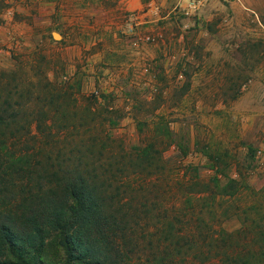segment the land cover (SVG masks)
<instances>
[{"label": "rangeland", "instance_id": "obj_1", "mask_svg": "<svg viewBox=\"0 0 264 264\" xmlns=\"http://www.w3.org/2000/svg\"><path fill=\"white\" fill-rule=\"evenodd\" d=\"M150 2L125 9L119 0H0V68L19 69L26 89L42 88L44 75L66 80L76 118L84 106L96 110L90 127L54 136L86 161L99 157L101 126L111 128L116 152L152 143L159 170L129 167L120 176L113 165V182L127 180L129 195L141 196L150 230L171 218V232L200 242L245 221L236 237L252 244L246 230L258 231L262 219L250 223L264 213V0ZM27 102L28 112L39 101ZM90 135L98 142L87 149L79 138ZM211 180V191L218 182L234 193H211ZM60 256L54 243L43 254L47 264Z\"/></svg>", "mask_w": 264, "mask_h": 264}, {"label": "trees", "instance_id": "obj_2", "mask_svg": "<svg viewBox=\"0 0 264 264\" xmlns=\"http://www.w3.org/2000/svg\"><path fill=\"white\" fill-rule=\"evenodd\" d=\"M58 82L44 75L42 88L26 89L19 69L0 68V264H47L43 254L52 243L60 249V264H264V213L252 219H262L258 231L254 226L246 230L252 244L236 237L246 229L245 221L200 242L194 234L171 232V218L157 232L150 230L139 213L144 211L141 196L129 195V181L113 182L119 177L113 165L120 166V176L129 167L159 170L162 155L150 151L151 142L132 148L120 144L116 152L111 128L103 126L97 159L86 161L85 153L74 155L73 149L57 145V131L77 124L90 127L87 115L96 111L84 106L86 113L76 118L70 85ZM93 94L98 98V92ZM104 97L99 92L102 105ZM32 100L39 102L27 112ZM118 121L110 119L109 126ZM79 139L87 149L98 142L92 135ZM99 165L112 168L98 170ZM215 185L220 188L211 191V180L207 190L234 193L227 183ZM185 201L190 204L191 198ZM185 241L192 245L180 251Z\"/></svg>", "mask_w": 264, "mask_h": 264}, {"label": "crops", "instance_id": "obj_3", "mask_svg": "<svg viewBox=\"0 0 264 264\" xmlns=\"http://www.w3.org/2000/svg\"><path fill=\"white\" fill-rule=\"evenodd\" d=\"M153 0H151L150 3H152ZM120 7L125 9H136L141 7L142 0H119Z\"/></svg>", "mask_w": 264, "mask_h": 264}, {"label": "built area", "instance_id": "obj_4", "mask_svg": "<svg viewBox=\"0 0 264 264\" xmlns=\"http://www.w3.org/2000/svg\"><path fill=\"white\" fill-rule=\"evenodd\" d=\"M188 5H190V6H196L195 0H187L186 4H185L184 6H188ZM258 155L263 156V155L261 154V150H260V149L258 150ZM263 157H264V156H263Z\"/></svg>", "mask_w": 264, "mask_h": 264}, {"label": "bare ground", "instance_id": "obj_5", "mask_svg": "<svg viewBox=\"0 0 264 264\" xmlns=\"http://www.w3.org/2000/svg\"><path fill=\"white\" fill-rule=\"evenodd\" d=\"M56 36H58V35H56Z\"/></svg>", "mask_w": 264, "mask_h": 264}]
</instances>
